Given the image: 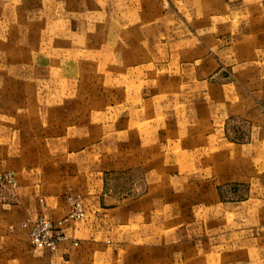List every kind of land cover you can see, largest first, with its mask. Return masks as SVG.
I'll return each instance as SVG.
<instances>
[{
	"label": "rangeland",
	"instance_id": "rangeland-1",
	"mask_svg": "<svg viewBox=\"0 0 264 264\" xmlns=\"http://www.w3.org/2000/svg\"><path fill=\"white\" fill-rule=\"evenodd\" d=\"M8 175L0 264H264V0H0Z\"/></svg>",
	"mask_w": 264,
	"mask_h": 264
},
{
	"label": "built area",
	"instance_id": "built-area-1",
	"mask_svg": "<svg viewBox=\"0 0 264 264\" xmlns=\"http://www.w3.org/2000/svg\"><path fill=\"white\" fill-rule=\"evenodd\" d=\"M0 182H6L11 187H15V182L9 175L0 177ZM75 215L76 217L82 216V211L79 207L75 209ZM50 228H51L50 223H48L44 218L40 217L34 224L33 234L42 232V231H48Z\"/></svg>",
	"mask_w": 264,
	"mask_h": 264
},
{
	"label": "crops",
	"instance_id": "crops-1",
	"mask_svg": "<svg viewBox=\"0 0 264 264\" xmlns=\"http://www.w3.org/2000/svg\"><path fill=\"white\" fill-rule=\"evenodd\" d=\"M208 161H209V163H210V165H211L212 167H213V166H215V167L217 166V162H216V157H215V156L210 155L209 158H208ZM20 196H22L21 193H20ZM20 198H21V197H20ZM22 205H23V202H22V200H21V203H19V205L17 206L18 210L23 211Z\"/></svg>",
	"mask_w": 264,
	"mask_h": 264
}]
</instances>
